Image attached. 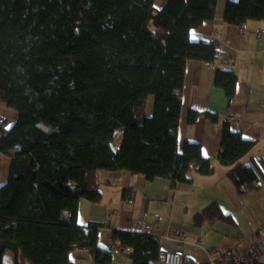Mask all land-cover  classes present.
<instances>
[{
	"label": "trees",
	"instance_id": "trees-1",
	"mask_svg": "<svg viewBox=\"0 0 264 264\" xmlns=\"http://www.w3.org/2000/svg\"><path fill=\"white\" fill-rule=\"evenodd\" d=\"M217 3L167 0L156 11L154 0H0V102L18 114L10 129L0 125V152L10 160L0 187V264H75L69 255L77 250L94 264H112L113 249L98 243L101 226L77 222L80 200H102L100 172L167 179L173 187L191 184L193 173H214L199 143L178 151V125L187 61H228L213 43L190 40L214 20ZM224 21H264V0L228 2ZM236 84L234 71L216 70L228 105ZM200 115L219 122L196 111L188 122ZM255 145L223 122L217 160L231 167L227 177L239 195L264 185V158L241 162ZM224 217L213 203L194 220ZM112 241L131 249L132 264L160 259L157 236L115 231Z\"/></svg>",
	"mask_w": 264,
	"mask_h": 264
},
{
	"label": "crops",
	"instance_id": "crops-1",
	"mask_svg": "<svg viewBox=\"0 0 264 264\" xmlns=\"http://www.w3.org/2000/svg\"><path fill=\"white\" fill-rule=\"evenodd\" d=\"M231 1L238 0H218L214 20L204 22L190 33L192 42L213 43L228 61L220 60L215 64L187 61L178 125V151L182 152L187 141L199 143L204 157L211 160L214 173L210 176L193 173L191 184L173 187L167 179L148 181L145 176L133 175L128 171L100 172L98 185L102 193L101 202L94 204L85 199L80 200L78 225L84 228L90 224L101 226L98 243L113 249L112 264H132L128 253L113 243L115 231L141 233L143 224L155 226L160 232L161 253L174 250L179 247L173 239L175 231L179 230L185 236L189 233L175 221L176 208L180 203L192 204L198 210L196 212H200L235 193L227 177L231 167L223 166L217 160L221 127L229 117L234 118L230 123L233 130L240 132L245 139L256 141L255 147L241 162L249 163L253 157L264 158V38L258 37L260 32H264V21L246 23L245 32L241 26L225 23V8ZM166 2L154 0L155 10H160ZM217 69L232 70L237 75L236 92L229 105L224 90L215 86ZM151 111L153 106L145 115L150 116ZM190 111L216 114L219 122L214 124L200 115L194 124H190ZM0 116L7 120L5 129H10L17 121L18 114L0 102ZM9 173L10 160L0 152V187L8 181ZM263 188L264 185L260 191ZM161 209L169 211L167 222L161 221ZM191 234L197 237L193 241L201 239V235ZM197 248L202 249L191 244L183 245L185 264L188 261L189 264L206 263L207 260L202 263L197 261ZM206 254L208 260L213 258L208 252ZM69 257L75 264H94L86 250L73 251Z\"/></svg>",
	"mask_w": 264,
	"mask_h": 264
},
{
	"label": "rangeland",
	"instance_id": "rangeland-1",
	"mask_svg": "<svg viewBox=\"0 0 264 264\" xmlns=\"http://www.w3.org/2000/svg\"><path fill=\"white\" fill-rule=\"evenodd\" d=\"M147 105L144 114L152 109L153 97L149 98ZM234 192L227 199L219 200L218 205L225 217L215 223L207 221L197 226L194 218L202 211L196 212L198 210H195L192 204L182 202L176 208L175 221L185 227L189 232L187 236L191 240H196L197 237L191 232L201 235L199 241L203 242V248L196 249L197 261L200 263L208 261L206 252L213 258L220 259L236 252L248 251L253 247H264V188L259 193L252 192L247 195ZM161 214V221L167 222L169 211L161 209ZM9 255L10 253H7L6 257Z\"/></svg>",
	"mask_w": 264,
	"mask_h": 264
},
{
	"label": "built area",
	"instance_id": "built-area-1",
	"mask_svg": "<svg viewBox=\"0 0 264 264\" xmlns=\"http://www.w3.org/2000/svg\"><path fill=\"white\" fill-rule=\"evenodd\" d=\"M243 32L246 31V24L241 25ZM259 38H264V32L258 34ZM4 116H0V125L6 122ZM234 121L233 117L228 118V122L231 123ZM141 233H145L152 236L160 237V232L155 226L148 224H143L140 227ZM173 239L176 240L179 244V247L174 250L164 251L160 255V259L157 264H183L184 261V250L183 245L191 244L199 248H203V242L193 241L191 238L185 236V234L179 230H176L173 236ZM119 247H122L125 252L129 253L131 249L129 247H124L118 241L116 242ZM205 264H264V247H253L245 252H236L227 256H224L220 259L209 258Z\"/></svg>",
	"mask_w": 264,
	"mask_h": 264
}]
</instances>
